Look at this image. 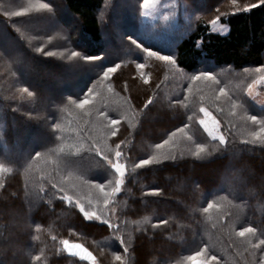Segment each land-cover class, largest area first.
Masks as SVG:
<instances>
[{
  "label": "trees",
  "instance_id": "1",
  "mask_svg": "<svg viewBox=\"0 0 264 264\" xmlns=\"http://www.w3.org/2000/svg\"><path fill=\"white\" fill-rule=\"evenodd\" d=\"M140 2L0 0V31L4 42L17 48H0L5 56L0 58V164L7 169L0 171V264H194L206 255L194 261L188 257L203 248L216 256L215 264H259L262 253L248 241L264 239V145L244 141L261 126L249 117L264 119V105L248 95V85L264 74V5L244 12L237 9L259 0H237L235 6L231 0H175L167 19L147 22L141 19ZM40 3L51 11L12 15ZM214 17L227 25L224 33L211 30ZM145 49L173 56L177 63L149 57ZM73 51L80 55L68 59ZM109 67L116 71L105 80ZM72 68L77 69L63 75ZM201 72H210L213 79L192 80ZM44 73L42 80L52 75L65 84L38 86L36 76ZM89 89L94 90L90 96ZM69 98L77 104L87 98L91 104L79 108ZM201 107L227 141L205 160L187 154L195 150L187 136L199 143L211 140L200 124ZM44 116L48 123L37 119ZM111 120L120 121L114 128L117 137L104 132ZM54 122L63 132L55 133ZM185 124V132H177ZM172 132H177L172 138L175 160L135 168L140 159L173 151L171 142L155 147ZM33 136L34 144L28 145ZM90 141H99V147L112 152L114 163L124 165V184L109 205L110 222L119 233L84 220L75 207L77 200L87 206L91 199L89 211L97 206L108 211L91 185L101 183L110 191L109 181L114 186L121 178L106 162L98 167L91 154L84 159L72 155ZM61 148L64 157H59ZM117 150L122 152L118 161ZM36 152L43 154L39 161L32 158ZM45 180L57 189L43 202L30 204L40 187H50ZM157 190L163 195H151ZM62 195L73 202L61 201ZM208 203L220 207L205 213ZM245 227L256 228V235L239 237ZM65 240L83 245L95 259L67 253Z\"/></svg>",
  "mask_w": 264,
  "mask_h": 264
},
{
  "label": "snow or ice",
  "instance_id": "2",
  "mask_svg": "<svg viewBox=\"0 0 264 264\" xmlns=\"http://www.w3.org/2000/svg\"><path fill=\"white\" fill-rule=\"evenodd\" d=\"M156 3H157V0H141L140 9L142 10V15H148L149 11L156 5ZM231 3L233 6H235L237 3V0H231ZM261 5H264V0H259L258 4H250V5H247L244 9H237V11L247 12V11H250L252 8L260 7ZM32 10L37 11V12L43 11V10L51 11L49 4L40 3L37 6H35L34 9H24L23 13L16 12V13H12V15L20 16V15H23L24 13H27L28 11H32ZM217 11H219V10H217ZM164 19H167V16H165ZM218 19H219V17L212 20L211 23L213 25H215L217 23ZM133 43H135V42H133ZM34 51L39 52V53H43L44 55H49V56L52 55V53H48L42 48H35ZM144 51H145V53H147V55L149 57H155L157 60L169 62L172 65H176V63H177L176 59H174L173 56L160 55L154 51H150L147 49H145ZM79 55H80L79 53L73 51L71 53V56L68 57V59L75 58ZM0 58H5L3 53H0ZM84 59H95V58L87 57ZM12 62L14 65V63L16 62L15 59H12ZM137 67L138 68H144V65L138 64ZM260 70H262V69H258V71H260ZM115 71H116V68H114V67L107 68L103 72V79L107 80L109 77V74L114 73ZM201 79H213V77H212L210 72H201L199 75H193L192 76V80H194V81H200ZM145 83H147V81H145ZM257 84H264V76H260L257 80L253 81L252 84L248 85V95L249 96H252V89H253L254 85H257ZM109 90L111 91V89H109ZM21 91L23 93H26L28 97H33V93L31 91H29L28 88H24ZM93 91H94L93 89H89L88 95L89 96L92 95ZM220 92L224 93V89L221 88ZM68 103L69 104H75L77 107L83 108L85 105L91 104V101L89 99L85 98L83 100H80L79 103L77 104L76 100L69 98ZM149 103H151V101ZM200 112L204 113V115L206 117L209 116V113L203 107L200 108ZM99 114H100V117L102 118V120L108 119V116L105 115L103 110H99ZM29 118L32 119V117H29ZM37 119H43L45 121V123H48V119L46 116H44L42 118L37 117ZM191 119H192V117H189V120H191ZM249 119L251 120V122L253 124L259 123L261 126H260L258 131H254V132L250 133L252 139L244 141V143H246V144H257V143H259L261 145H264V119H261L258 121L257 117L253 116V115L250 116ZM119 123H120V121H118V120H111V126H105L104 132L110 133L112 137H117V131H115L114 128ZM200 124L203 126L204 131L207 133L208 137L211 138V140H209L207 143H199V142H195L193 140L192 136H187V140L192 141L195 144V150H189L187 154L194 157L197 160H205L206 158L211 157L213 153H216L218 151L223 150L224 147H222V146H226L227 141L223 135H219V136L216 135V132L219 130L217 121L212 120V127H209V123L206 120H201ZM51 127L55 130V133L63 132V129L61 128V125L59 123L54 122L51 124ZM187 127H188V125L185 124L184 128L177 129V132L184 133L185 129ZM233 127H235V125ZM177 132H172L169 139L164 140L163 144H156L155 145L156 149H161L164 146L169 145L171 142L173 151H170L169 153H157L156 155L151 156L149 159H140L139 163L135 165V168H141L143 166L151 165V164H159L161 160H169V159L175 160L177 157L175 155L174 150L177 147V143L175 141H173L172 138L176 137ZM57 139H62V136L57 137ZM215 141H218V143H214ZM98 144H99V141H90L87 143V147H85L84 145H81L77 149V152L72 153V155L77 156L79 154H82L79 156V158L84 159L86 153L91 154L89 158L94 159L96 161V164L98 167L103 166L101 161L106 162V164L111 169H113L115 171V173L118 174L119 177H121V178H118L115 180L114 186H111L112 181H109V186L111 187L110 191H106L105 185L101 184V183H96L94 185H91L95 189L99 190L101 197L103 199V204L105 206H109L110 201L115 197L116 193L121 191V185L124 184V180H123V176L125 174L124 165H122L119 162L114 163L113 159H112V152L111 151L105 152L101 147L98 146ZM120 147H121L120 144L116 145L117 149H120ZM42 155L43 154L41 152H36L32 158L36 161H39L42 158ZM181 155H184L183 151H181ZM121 156H122L121 151H119V150L115 151V157H116L117 161L120 159ZM59 157H64L63 148H61L59 150ZM6 170L7 169H5L2 164H0V171H6ZM44 183L50 184V187L47 190H45L44 187H40L39 191L35 194L34 199L29 201L30 204L43 202L44 197L48 195L49 191L57 189V184L54 182H50L48 180H45ZM59 191L63 193L64 188L61 186L59 188ZM40 193H43V195H40ZM151 195H163V192H162V190H157V191L151 193ZM60 199H61V201H68L69 204H71L73 202L72 197L69 195H62L60 197ZM97 203H99V201ZM92 206L93 205H92L91 199H89L87 201V206L85 205L84 202H82L80 200H77L75 203V207L79 210V213L82 214L84 220L99 222V223L107 225L108 228H111L115 233L120 232V229L118 227H116L113 223L110 222L112 219L111 215H109V213L112 212V209L110 206L108 208V211H105L104 209H102L98 206H97L95 211H89L88 208H91ZM214 207L219 208L220 206L218 204L214 205L213 203H208L207 207H205L203 209V211L205 213H208L209 210L213 209ZM220 214H221V216L223 215L222 210H221ZM161 223L166 224L167 221H161ZM23 227L27 228V227H29V225L27 223H25L23 225ZM153 227L154 228L158 227V225H153ZM256 232H257V230L254 227H245L241 231H239L237 233V235L239 237H244L247 239L246 234H247V236H255ZM261 235H264V231L261 232ZM118 239L120 240L121 244H127L128 243V241H125L122 238L118 237ZM63 243H64L65 248L72 255L79 256L81 260L88 261V260H94L95 259L92 255V253L89 252L82 245H80V244H69V242L67 240H65ZM248 243L251 245V248L253 250H259V252L262 253V255L259 258V264H264V239L260 240L258 244H252L251 240H249ZM73 250H75V251H73ZM124 251L127 252L128 248L125 247ZM210 253H211L210 249L203 248L199 252H197L195 256H190V257H188V259H189V261H194L200 255L205 254L206 259L199 261V264H209V260L212 261V264H215L217 258H216V256L211 255ZM115 259L117 261H121V256L117 255L115 257Z\"/></svg>",
  "mask_w": 264,
  "mask_h": 264
},
{
  "label": "rangeland",
  "instance_id": "3",
  "mask_svg": "<svg viewBox=\"0 0 264 264\" xmlns=\"http://www.w3.org/2000/svg\"><path fill=\"white\" fill-rule=\"evenodd\" d=\"M175 4V0H157V3L156 5L149 11V14L148 15H142V10L140 9V15H141V19L143 21H147V22H153L154 20L158 19V18H164L167 14V11L172 8V6ZM124 10L122 9L120 12L118 13H121L123 12ZM217 17H214L213 19H211L209 21V25H210V28L211 30L213 31H216V32H220V33H224L226 30H227V25L226 24H221L219 22V20H217V23L215 25H213L211 23L212 20L216 19ZM71 19V23L74 25L76 24V20L74 18H70ZM226 29V30H225ZM5 34L2 33L0 31V48H2L5 52L6 51H16L17 48L12 44V42H4L5 41ZM73 69V70H72ZM72 69H65L64 71H62L63 75L67 76L68 74H70L72 71H76L75 69L77 68H72ZM48 74V73H47ZM47 74H43V75H39V76H36V82L38 83V86H44V85H47L49 83H60L61 85L65 84V81H63L60 77H56V76H48L47 80H42V78L44 79L46 77ZM260 76H264V74L260 75ZM259 76V77H260ZM258 77V78H259ZM257 78V79H258ZM46 79V78H45ZM255 79V80H257ZM63 82H62V81ZM254 80V81H255ZM253 83V82H252ZM251 83V84H252ZM251 98H253V100L256 102V103H260L262 99H264V84H257V85H254L253 89H252V96H250ZM209 113V112H208ZM201 120H206L208 121L209 123V127H212V120H215V118L209 113V116H205L204 113H202V116L200 118V121ZM216 121V120H215ZM203 127V126H202ZM218 129H219V124H218ZM216 135L219 136L221 135L220 134V131L218 130L216 132ZM38 137L40 138H44V135L43 134H38L37 135ZM37 136H33L31 138L28 139V145H32L34 144V140L35 138H37ZM15 207V206H13ZM64 242V241H63ZM62 242V248L63 250H65L67 253H70L64 246V243ZM69 244H79L77 242H71V241H68ZM81 245V244H80ZM83 246V245H82ZM84 247V246H83ZM85 248V247H84ZM88 250V249H87ZM75 251V250H73ZM89 251V250H88ZM71 254V253H70ZM79 257V256H77ZM194 264H199V261L197 262H194Z\"/></svg>",
  "mask_w": 264,
  "mask_h": 264
},
{
  "label": "crops",
  "instance_id": "4",
  "mask_svg": "<svg viewBox=\"0 0 264 264\" xmlns=\"http://www.w3.org/2000/svg\"><path fill=\"white\" fill-rule=\"evenodd\" d=\"M259 104L264 105V99H262Z\"/></svg>",
  "mask_w": 264,
  "mask_h": 264
}]
</instances>
